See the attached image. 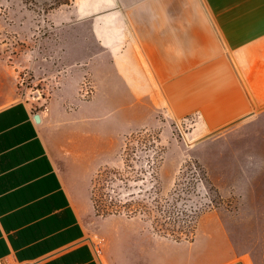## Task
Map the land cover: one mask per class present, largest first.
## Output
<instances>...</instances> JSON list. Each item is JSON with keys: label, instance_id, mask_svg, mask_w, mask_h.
I'll return each instance as SVG.
<instances>
[{"label": "crops", "instance_id": "1", "mask_svg": "<svg viewBox=\"0 0 264 264\" xmlns=\"http://www.w3.org/2000/svg\"><path fill=\"white\" fill-rule=\"evenodd\" d=\"M96 5L120 10L104 23L122 26V43L87 100L129 103L139 119L155 108L190 116L194 135L264 137V0ZM99 39L110 47L118 34L99 28ZM62 120L54 103L35 112L20 100L0 107L1 264H203L197 246L95 213L90 170L101 135L83 143ZM127 234L133 242H123Z\"/></svg>", "mask_w": 264, "mask_h": 264}, {"label": "rangeland", "instance_id": "2", "mask_svg": "<svg viewBox=\"0 0 264 264\" xmlns=\"http://www.w3.org/2000/svg\"><path fill=\"white\" fill-rule=\"evenodd\" d=\"M49 2L0 0V107L20 100L35 112L54 103L62 122L83 143L89 138L91 144L100 133L103 152L90 170L89 184L98 208L147 198L154 164L148 138L157 136L164 147L161 161L156 160L162 194L181 170H189L188 161L197 160L222 196L218 206L201 210L195 234L181 239L183 244L199 247L203 264H264V137L194 135L190 116L173 118L155 108L151 118L139 119L129 103L87 100L99 70L112 67L114 50L121 46L122 26L104 23L105 17L120 16V10L98 8L97 0H70L51 9ZM99 28L112 39L118 34V41L105 46ZM131 134L140 139L131 140ZM203 191L201 185L198 193ZM193 199L199 204L202 197ZM119 214L155 239L177 241L155 232L146 216ZM114 225L124 229L117 221ZM123 242L133 240L127 234Z\"/></svg>", "mask_w": 264, "mask_h": 264}, {"label": "trees", "instance_id": "3", "mask_svg": "<svg viewBox=\"0 0 264 264\" xmlns=\"http://www.w3.org/2000/svg\"><path fill=\"white\" fill-rule=\"evenodd\" d=\"M33 1V0H32ZM70 0H50L47 8H54ZM131 140L140 139L138 134H131ZM144 138V137H142ZM150 144L153 146L154 164L150 170V191L147 198H134L130 202L122 204L109 203L107 206L98 208L94 193L91 200L98 215L118 214L125 212L126 215L146 216L155 232L160 235L170 236L175 240L190 238L195 234L196 223L200 212L205 207H216L222 201V196L209 178L204 166L197 160H190L186 167L181 170L171 190L167 194L161 193L158 181V164L164 153V147L160 144L157 136H152ZM104 172H101L103 174ZM204 191L198 193L199 187ZM202 197L199 204L193 199L194 196ZM211 204V205H209ZM122 208V209H121Z\"/></svg>", "mask_w": 264, "mask_h": 264}, {"label": "water", "instance_id": "4", "mask_svg": "<svg viewBox=\"0 0 264 264\" xmlns=\"http://www.w3.org/2000/svg\"><path fill=\"white\" fill-rule=\"evenodd\" d=\"M35 117H36V119H38V115H36Z\"/></svg>", "mask_w": 264, "mask_h": 264}, {"label": "built area", "instance_id": "5", "mask_svg": "<svg viewBox=\"0 0 264 264\" xmlns=\"http://www.w3.org/2000/svg\"><path fill=\"white\" fill-rule=\"evenodd\" d=\"M0 264H1V262H0Z\"/></svg>", "mask_w": 264, "mask_h": 264}]
</instances>
